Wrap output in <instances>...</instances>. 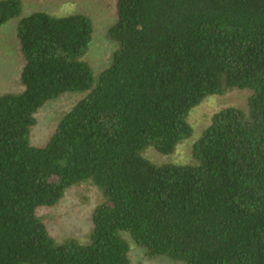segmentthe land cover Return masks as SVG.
Segmentation results:
<instances>
[{"label":"trees","instance_id":"1","mask_svg":"<svg viewBox=\"0 0 264 264\" xmlns=\"http://www.w3.org/2000/svg\"><path fill=\"white\" fill-rule=\"evenodd\" d=\"M0 0V29L22 14ZM92 20L38 12L22 20L23 91L0 97V264H131L129 232L150 258L186 264H264V0H117L108 38L119 44L96 79L85 60ZM250 92L193 145L195 165L159 166L194 134L207 98ZM86 94L34 147L36 115ZM107 203L91 244H57L37 216L76 185Z\"/></svg>","mask_w":264,"mask_h":264},{"label":"rangeland","instance_id":"2","mask_svg":"<svg viewBox=\"0 0 264 264\" xmlns=\"http://www.w3.org/2000/svg\"><path fill=\"white\" fill-rule=\"evenodd\" d=\"M22 3V14L0 29V97L23 91L21 73L25 60L18 37V27L23 19L38 12L54 17L83 14L92 20L94 34L85 60L92 66L96 79H99L119 48L118 43L108 38L109 30L117 22V0H22ZM85 95L82 92L67 93L48 102L36 115L38 123L30 137L32 146L46 147L60 120ZM249 95L247 90L235 89L224 96L207 98L191 112L193 136L182 142L174 154L163 155L151 147L144 151L143 156L159 166L195 165L193 145L211 124L213 115L226 107L246 108ZM106 203L104 192L97 186L92 183L76 185L66 192L58 205L38 209L37 216L45 223L57 244L77 241L87 246L91 244L93 215L98 207ZM121 236L131 248V264H186L163 256L150 258L147 249L139 246L129 232H122Z\"/></svg>","mask_w":264,"mask_h":264}]
</instances>
